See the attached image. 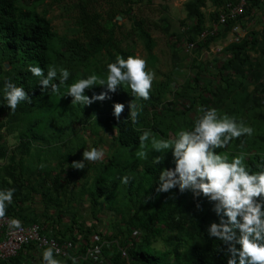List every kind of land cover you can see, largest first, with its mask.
Here are the masks:
<instances>
[{"label":"trees","instance_id":"obj_1","mask_svg":"<svg viewBox=\"0 0 264 264\" xmlns=\"http://www.w3.org/2000/svg\"><path fill=\"white\" fill-rule=\"evenodd\" d=\"M96 1L81 0L78 3L74 36L70 37L60 34L47 12L38 11L31 0H0V161H4L0 163V188H14V199H21L16 194L23 190L19 183L28 181L27 195L32 198L33 192L40 194L45 220L34 219L27 221L30 223L26 225L39 223L43 227L42 233L51 234L61 243L72 240L77 244V253L70 252L66 257L70 264L72 257L77 259L86 251L95 235L101 241L108 239L113 250L104 244L105 260L101 263L80 260V264H227V245L210 238L207 231L211 223L220 222V217L213 210L214 203L202 194L195 197L191 190L181 192L179 186L165 193L156 191L160 172L175 167L172 150L153 152L151 158L131 165L121 161L120 156L126 154L124 148H139V138L144 130L168 139L182 128H191L195 119L202 115L198 111L195 119L190 116L196 101L199 107L216 108L221 114L237 117L238 122H244L246 113L254 111L258 120L264 123V26L261 31H247L239 41L228 43L224 47L225 58L217 65L212 63V69L199 57L193 59L192 66L196 71L179 91L182 95L193 96L183 111L177 110L173 102L165 101L167 93H171L170 77L165 82L153 84L151 99L147 101L135 98L130 87L122 85L115 93H109L110 99L100 101L102 105L96 103L98 100L90 105L72 104L73 97L66 95L67 85L92 73L106 78L107 64L114 62L117 55L125 59L136 55L117 39L119 23L116 15L131 14V4L138 0H124L130 3L128 11L112 8L106 16L97 9L93 10L91 4ZM209 3L215 10L207 18L205 8ZM228 3H236V0L185 2L186 18L182 24L187 26L186 40L195 44L198 54L203 48L226 38L242 18L252 16L254 9L264 10V0H250L242 16L229 19L215 35L200 39L201 33L219 20ZM135 24L148 52L149 67V63H154L156 41L143 22L135 20ZM166 32L171 34L169 26ZM253 51L259 52V57H253ZM177 58L174 52V59ZM29 65L40 66L45 75L49 65L64 67L69 70L70 77L58 93H53L50 88L43 89L40 78L28 71ZM6 81L23 87L31 97V103L21 102L12 113L4 97ZM52 83H58V78ZM252 85L254 89L250 90ZM92 94L95 95L93 89L85 91L90 98ZM134 100L143 105L135 124L128 119L129 105ZM115 103L125 105L119 120L114 116ZM77 124L81 125L84 133L90 130L94 135L91 146L86 141L82 147L72 143V139L81 136L77 133ZM107 130L112 132L107 159L85 161L83 169L71 167L74 161L83 160L85 149L100 148L104 142L101 133ZM254 130L253 136L234 139L227 148L217 151L228 154L230 158L243 152L246 154L245 164L251 171H264V126ZM9 134L18 140L17 145L8 143L6 136ZM46 141L49 143L44 148L41 142ZM64 146L66 150H55ZM87 171H92L93 177ZM77 176L82 180L92 177L91 183L83 180V184L77 186L76 182L79 191L75 187L68 191L72 178ZM125 176L128 183L121 190ZM23 193L21 191V195ZM84 195L89 196L94 219L101 221L100 215L104 213L113 216L112 231L108 234L99 231L95 225L87 227L78 219L80 214L74 211L73 200L81 202ZM77 209L81 210L80 204ZM52 210H56V218ZM14 211L16 208L11 203L6 215L16 218ZM67 211L72 213L68 214L71 225L57 228L47 225L48 220L63 221ZM157 243L163 247L157 248ZM30 246L35 245L24 248ZM24 248L0 264H24ZM120 248L127 249L129 261L121 257Z\"/></svg>","mask_w":264,"mask_h":264},{"label":"clouds","instance_id":"obj_2","mask_svg":"<svg viewBox=\"0 0 264 264\" xmlns=\"http://www.w3.org/2000/svg\"><path fill=\"white\" fill-rule=\"evenodd\" d=\"M28 71L40 78L43 89L50 88L53 93H58L70 77L69 70L54 65L48 66L46 75L40 66L29 65ZM155 75L142 56L129 55L125 59L117 55L114 62L107 64L106 78L95 73L89 74L87 78L67 85L66 95L73 97L72 104L90 105L97 100L110 99V92L115 93L120 86L127 85L135 98L147 101L151 99ZM57 78L58 83H52ZM95 86H104L106 90L91 98L85 95L87 89ZM4 97L12 113L21 102L31 103V97L25 89L10 81L5 82ZM129 107L128 119L134 124L138 123L143 105L134 100ZM124 108L122 103L114 104L117 120ZM198 111L202 115L195 119L191 128H182L168 139L158 137L151 130H144L139 138L137 156L147 158L149 141L151 150H172L175 167L160 172L156 191L165 193L179 186L181 192L191 190L195 197L201 194L207 197L214 203L213 210L220 217L219 223H211L208 235L227 245V264H264V171H251L245 164L246 154L243 152L230 158L228 154L217 151L227 148L234 139L253 136L255 130L242 121L238 122L235 116L221 114L216 108L201 106ZM104 155L103 148L85 149L83 160L74 161L71 167L83 169L85 161L98 162ZM122 182L127 184L128 177L125 176ZM14 192V188L0 189V219L6 216ZM8 226L10 230L18 231L22 228V222L11 218ZM59 254L60 249L55 245L45 248L42 264H64L56 258ZM72 264H78L75 257H72Z\"/></svg>","mask_w":264,"mask_h":264},{"label":"rangeland","instance_id":"obj_3","mask_svg":"<svg viewBox=\"0 0 264 264\" xmlns=\"http://www.w3.org/2000/svg\"><path fill=\"white\" fill-rule=\"evenodd\" d=\"M80 1L81 0H31V2H34L38 11L47 12V16L51 18L54 28L60 34H66L70 37L74 36L76 20L79 14L77 5ZM186 1L187 0H138L134 4H131V14L118 13L116 15L119 23L117 39L123 47L132 50L136 55L142 56L146 59V61H148V52L142 39L138 35L135 20L143 22V25L151 32L156 41V46L153 50L155 57L153 59L154 63H149V68L156 74L153 84L165 82L166 79L170 77L171 93H167L165 101L173 102L174 106L179 111H183L184 106L190 105L193 99L191 94L182 95L179 93V91L182 90V86L186 83V80L189 79V77H192L196 71L192 66V64H194L193 59L199 57L201 62L209 63V67L211 68L213 67L211 66L212 63L217 65L225 58L226 53L224 52V47L235 38V35L230 32L226 38H221L219 41L214 42L209 48H203L200 54H198L197 50H195L196 47L194 49L189 48L188 45L190 42L186 40L185 34L187 26L182 24V21L186 18V11L184 7ZM91 5L93 10L97 9L104 16H106L107 12L112 8L119 11H128L130 3H125L124 0H98ZM214 10L215 7L209 3L205 8L207 18H209V13ZM209 22L210 20L208 23ZM241 22H243L244 25ZM241 22L239 24L242 25L244 33H247V31L250 32L251 30L261 31L264 26V10L258 8L254 9L252 16L250 18L245 16L242 18ZM168 26L169 32L171 33L170 35L166 32V28ZM174 52L177 54V59H174ZM252 54L253 57H259L260 55L259 52L255 51H253ZM216 59L218 60L216 61ZM208 78L209 76L206 77L205 80L207 81ZM91 89H93L94 94L97 95L104 91V86H95ZM253 89L254 85L250 86V90ZM96 103L102 105L100 101ZM198 104L199 102L196 101L193 104L195 107H193V110L190 112V116L194 119L199 115ZM98 110H101L100 107ZM160 110L162 111L163 108L160 107ZM246 114L247 115L244 120L246 125L251 126L254 129L258 126H264V123L258 120V118L254 115V111H248ZM80 126L81 125L77 124L76 130L78 135L81 136L77 139H72V143L74 145H81L82 147V144L84 145L83 142L86 141V144L88 143L89 146H91L90 143L93 142L92 140L94 135L90 130H87L86 133H84ZM101 136L104 142L101 144L100 148H103L105 152L102 161H105L108 157L107 151L110 149L108 145L110 141H112V132L109 130L104 131L101 133ZM6 137L11 146L15 144L17 145L18 140L14 137V135L9 134ZM94 139L96 140L97 138ZM48 143L49 142L47 141L41 142L44 148L47 147ZM148 147L149 151L147 158H151L150 154L153 152L157 153V151L151 150L150 141ZM65 148L66 146L62 148L58 147L55 150L60 152L66 150ZM81 149L84 150L83 148ZM139 150L140 149L137 148V146L124 148L126 154L124 156L122 155V157L120 156L121 161L125 160L128 165H131L136 163V161L144 160L137 156V151ZM86 173L93 177L92 171H87ZM92 177L88 180L86 179L88 177H86L83 178V180L91 183ZM123 186H126V184H121V190ZM100 217L102 220L101 223H99L98 230L108 234V232L112 231L111 225L112 222H114L113 216H110L108 213H104L101 214ZM105 241L109 242L108 239H105ZM155 246L157 248H162L163 244L157 243Z\"/></svg>","mask_w":264,"mask_h":264},{"label":"built area","instance_id":"obj_4","mask_svg":"<svg viewBox=\"0 0 264 264\" xmlns=\"http://www.w3.org/2000/svg\"><path fill=\"white\" fill-rule=\"evenodd\" d=\"M250 0H236V3H228L225 8L222 9L219 20L213 23L211 27L204 30L200 39H204L208 35H215L219 32L222 25L231 18H237L245 13V10L249 4ZM232 33L235 35L233 41H239L245 36L242 30V25L239 23L235 25L232 29ZM189 48L193 49L195 47L194 43H190ZM220 50V49H219ZM264 97V94L262 95ZM13 218L6 215L3 219H0V261H7L10 258L16 256L21 249L25 246L34 244L39 249H45L49 246L55 245L56 248L60 249V254L58 256L69 257L70 252L77 253L75 244L72 240H65L61 243L57 238L51 234L42 233L43 227L39 223H34L31 225H26L22 223V228L18 231H12L9 229L8 221ZM18 219V218H17ZM137 233L135 232V235ZM92 242L87 247L86 251L77 257L81 261H93L95 263H101L104 259L103 247L104 244L113 248L110 242L101 241L98 235L93 236ZM110 244V245H109ZM121 257L126 261H129V256L126 248H120ZM76 258V257H75Z\"/></svg>","mask_w":264,"mask_h":264},{"label":"crops","instance_id":"obj_5","mask_svg":"<svg viewBox=\"0 0 264 264\" xmlns=\"http://www.w3.org/2000/svg\"><path fill=\"white\" fill-rule=\"evenodd\" d=\"M4 161H0V163H3ZM76 182L78 183L77 186L83 184V180L77 177H73V182H72V186L70 188H68V191H72L73 188L75 187L77 190L79 191V189L76 186ZM22 187H23V195H21V191L20 193H16L17 197L21 196L22 198H15L13 197V204H14V208H16V211H14V214H16V218H18L21 222L23 221L25 224H29L30 222L27 221H32L34 219L37 220H45L42 213L44 212V206L42 204V200H41V196L39 193L33 192L32 198L29 197L28 194V181H25L24 183L21 182L19 183ZM27 186V187H26ZM30 186V185H29ZM2 189V188H0ZM27 197V198H25ZM88 197L89 196H83L82 197V201L80 202V200H73V206L75 207L74 211H78V213L80 214V216L78 217V219L83 222V224H85V226H93L95 225L96 228H99V223H101V221H98L96 219L93 218L92 214H91V209H90V205L88 202ZM19 202V203H17ZM69 201H67L68 203ZM80 202V203H79ZM81 205V210H78L77 207L78 205ZM11 205V204H10ZM9 206V205H8ZM13 209V207L11 208ZM52 215H54L53 217L56 218V210H52L51 211ZM71 215V211H67L64 216H63V221L60 220V223H57V221L52 222L53 220L47 222V225H49V227H53L55 226L57 227H66L65 225H71L70 224V219L71 217L69 215ZM102 220V219H101ZM22 222V223H23ZM64 225V226H63ZM45 249H39L36 246H30L29 248H24L23 250V256L25 257L26 261L24 264H42V253ZM75 254V253H72ZM57 259L61 260L62 262H64V264H70V262H68L66 259V257L63 256H57ZM77 260V259H76ZM80 260H77V262ZM81 263V261L79 262V264Z\"/></svg>","mask_w":264,"mask_h":264}]
</instances>
